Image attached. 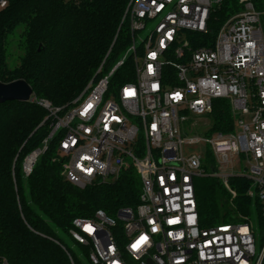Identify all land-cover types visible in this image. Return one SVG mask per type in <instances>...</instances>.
Wrapping results in <instances>:
<instances>
[{
  "label": "built area",
  "instance_id": "obj_1",
  "mask_svg": "<svg viewBox=\"0 0 264 264\" xmlns=\"http://www.w3.org/2000/svg\"><path fill=\"white\" fill-rule=\"evenodd\" d=\"M222 2L130 0L123 20L131 44L112 69L102 75L103 60L63 107L31 99L52 119L42 150L58 137L68 182L83 189L128 169L139 176L135 208L72 221L69 238L88 249L91 264H264V228L244 219L204 226L197 208L195 179L216 178L234 197L229 179L239 177L249 182L247 196L264 219V0H238L212 46H193L209 34ZM7 4L0 0V9ZM129 57L133 79L112 84ZM219 99L229 104L233 131L213 138L186 134L189 114L209 115ZM31 155L23 163L26 176L38 156L26 167Z\"/></svg>",
  "mask_w": 264,
  "mask_h": 264
},
{
  "label": "trees",
  "instance_id": "obj_2",
  "mask_svg": "<svg viewBox=\"0 0 264 264\" xmlns=\"http://www.w3.org/2000/svg\"><path fill=\"white\" fill-rule=\"evenodd\" d=\"M261 4V0H253ZM129 0H8L0 9V82L24 80L35 100L63 107L74 100L104 61L107 74L131 44L129 23L124 18ZM239 9L238 0H223L212 13L209 34L193 46H212L221 24ZM17 52L13 66L8 61L16 32ZM208 40L210 43H208ZM133 79L131 58L120 67L112 84ZM213 129L232 132L233 120L226 100H215L209 114ZM52 119L35 101L0 104V260L8 264H82L78 255L61 238L76 218L91 219L101 210L108 217L139 203L140 179L128 169L114 180L94 183L83 189L68 182L62 172L63 158L58 137L43 148ZM36 150L29 175L24 160ZM201 224L250 220L252 208L259 229L264 219L255 200L247 196L249 182L229 179L231 197L213 177L194 180ZM80 250L88 260V249Z\"/></svg>",
  "mask_w": 264,
  "mask_h": 264
},
{
  "label": "rangeland",
  "instance_id": "obj_3",
  "mask_svg": "<svg viewBox=\"0 0 264 264\" xmlns=\"http://www.w3.org/2000/svg\"><path fill=\"white\" fill-rule=\"evenodd\" d=\"M130 1V0H129ZM129 3V2H128ZM155 24V21H151L148 23V27H151ZM18 34L19 32L17 31L14 36L12 37V44L10 47V52L11 49H14L13 55L12 57L9 58V65L13 66L14 63L16 62V58L18 57V55H20V52H17V48L15 47V44L18 40ZM146 34V31L141 32L140 36L144 37ZM137 43H139V39L137 38ZM127 51V50H126ZM244 120L246 121L247 119L244 118ZM184 127L186 129V134H188L189 136H201V135H205L207 137L213 138L216 132L213 129V122L212 119L210 117V115H205V116H196L193 114H189V118L188 121L185 122ZM212 128V129H211ZM236 130H238L236 128ZM240 168L243 170L244 167H246V163L244 162L243 159H239V164ZM114 181V180H113ZM250 220L255 224L256 220H257V216L256 213L254 211V209L252 208V212L250 215ZM59 235L61 236V238H63V240L66 242V244L78 255L79 259L81 260L82 264H91L87 258L84 256V254L82 253V251L80 250V246L77 245L73 240H71L68 236H66L65 234L59 232ZM261 248V239L259 237H256V241H255V250L258 253L260 251Z\"/></svg>",
  "mask_w": 264,
  "mask_h": 264
},
{
  "label": "water",
  "instance_id": "obj_4",
  "mask_svg": "<svg viewBox=\"0 0 264 264\" xmlns=\"http://www.w3.org/2000/svg\"><path fill=\"white\" fill-rule=\"evenodd\" d=\"M33 91L24 80H15L10 83L0 82V104L6 102L25 103L31 101ZM36 156L39 150L34 152ZM214 172V169L212 170Z\"/></svg>",
  "mask_w": 264,
  "mask_h": 264
},
{
  "label": "bare ground",
  "instance_id": "obj_5",
  "mask_svg": "<svg viewBox=\"0 0 264 264\" xmlns=\"http://www.w3.org/2000/svg\"><path fill=\"white\" fill-rule=\"evenodd\" d=\"M35 158V154L31 155L27 160H26V167L30 166L31 163L33 162Z\"/></svg>",
  "mask_w": 264,
  "mask_h": 264
}]
</instances>
